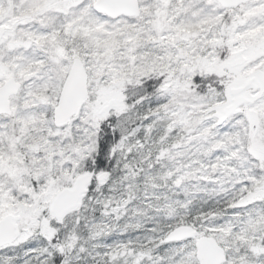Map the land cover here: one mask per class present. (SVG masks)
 I'll use <instances>...</instances> for the list:
<instances>
[{
    "label": "snow or ice",
    "instance_id": "6c2138e0",
    "mask_svg": "<svg viewBox=\"0 0 264 264\" xmlns=\"http://www.w3.org/2000/svg\"><path fill=\"white\" fill-rule=\"evenodd\" d=\"M0 264H264V0H0Z\"/></svg>",
    "mask_w": 264,
    "mask_h": 264
}]
</instances>
